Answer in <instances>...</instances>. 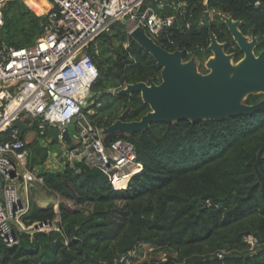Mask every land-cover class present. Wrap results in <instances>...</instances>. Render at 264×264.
<instances>
[{
	"label": "trees",
	"instance_id": "1",
	"mask_svg": "<svg viewBox=\"0 0 264 264\" xmlns=\"http://www.w3.org/2000/svg\"><path fill=\"white\" fill-rule=\"evenodd\" d=\"M164 1V7L154 5L157 13L174 16V23L154 40L168 51H184L186 61L211 56L213 36L226 43L225 51L234 53L236 62L244 57L219 14L240 21L245 35L258 38L256 53L264 49V0ZM46 10L40 0L8 2L1 39L9 47L34 43L43 32ZM91 53L99 69L88 108L93 124L109 127L128 108L127 121L151 111L140 92L119 93L130 83L162 81L157 60L125 22L100 35ZM99 88L103 94L94 103L92 91ZM261 100L264 93H251L245 103ZM53 127L36 130L28 147L40 135H56ZM116 138L131 141L144 165L129 187L114 189L105 174L84 162L44 171V186L62 198L60 210L52 203L31 202L24 223L38 227L59 215V229L19 230L13 245L0 237V264H123L120 260L142 244L168 255L140 264H264V109L223 119L153 122L149 129ZM37 153L41 160L48 157L38 147L30 151V161L38 160ZM249 235L258 240L253 250Z\"/></svg>",
	"mask_w": 264,
	"mask_h": 264
},
{
	"label": "built area",
	"instance_id": "2",
	"mask_svg": "<svg viewBox=\"0 0 264 264\" xmlns=\"http://www.w3.org/2000/svg\"><path fill=\"white\" fill-rule=\"evenodd\" d=\"M10 1L14 0H0V33L4 8ZM50 2L43 32L34 43L9 47L0 38V237L8 245L18 242L17 231L23 230L19 223H24L31 208V189L44 183V171L84 162L105 174L118 190L128 188L133 176L142 172L144 165L134 144L124 138L107 139V127L95 125L89 118L91 90L99 77L91 46L119 21L134 23L153 39L174 23V16L163 17L153 8V4L164 7V0ZM17 120L31 128L38 123L43 131L57 127L65 152L50 157L45 166L30 168L29 142L15 126ZM58 220L59 215L43 221L48 226L36 230L59 229ZM246 241L251 250L258 245L253 235Z\"/></svg>",
	"mask_w": 264,
	"mask_h": 264
},
{
	"label": "water",
	"instance_id": "3",
	"mask_svg": "<svg viewBox=\"0 0 264 264\" xmlns=\"http://www.w3.org/2000/svg\"><path fill=\"white\" fill-rule=\"evenodd\" d=\"M223 19L244 52L245 60L240 66H236L235 73L229 63V57H232L233 53L226 54L223 43L219 42L216 36L212 37L208 47L215 55V60L209 62L213 70L209 74H200L182 65L184 51H168L143 28L131 31V36L154 56L158 66L162 68V81L156 83L153 78H149L146 82L127 84L120 90V94L124 95L140 92L143 100L150 105L151 111L140 120L127 121L126 116L130 112L128 108L106 128L107 139L121 133L144 131L149 129L153 122L223 119L264 109V100L255 104L240 101L247 93L264 90V49L256 53L255 49L259 45L256 36L251 43L246 42L248 36L242 32L240 21L231 18L234 21L231 23L226 18ZM15 126L23 136L32 129L22 120H17Z\"/></svg>",
	"mask_w": 264,
	"mask_h": 264
},
{
	"label": "rangeland",
	"instance_id": "4",
	"mask_svg": "<svg viewBox=\"0 0 264 264\" xmlns=\"http://www.w3.org/2000/svg\"><path fill=\"white\" fill-rule=\"evenodd\" d=\"M23 1L27 5L30 2V0H23ZM40 1L45 3L47 5V8L52 7V3L50 2V0H40ZM154 5L155 4H153V8H154L155 12L157 13V10H156ZM33 10H36V9L33 7ZM20 12L21 11L19 9L18 11L14 12V15L16 16L17 13L19 14ZM211 15L214 16V12H212ZM219 16L221 18L226 17L225 15H222V14H219ZM126 25H127L130 32L135 28V24L132 22H127ZM239 26H240V23H239ZM248 37L251 40H253V38H254V36H248ZM37 39H38V37L36 38V40ZM225 44L226 43H223L224 51H225V47H226ZM126 45H127V43H126ZM98 47H96L97 48L96 50H97V53H100V48H98ZM209 51L212 53L211 56H209V57L205 56L202 59H198L197 57L194 56L193 58H191L190 60H187V61L183 59L182 65L185 66L186 68L190 69L193 72L200 73V74H209L212 71V68L210 67L209 62L211 61V57L214 56V52L212 50H209ZM226 54H229V53L226 52ZM231 61H232V65L236 64L234 53L232 54ZM108 92L115 93L116 91H115V89H109ZM119 93H120V91H119ZM256 93H264V90L263 91H261V90L256 91ZM92 94H93V102L97 103L98 102L97 97H101V95L103 94V91L101 88L94 89L92 91ZM250 94L251 93L245 94L241 98L240 101L242 103H245V100L247 99V97ZM53 128H57V127H53ZM36 130H39L38 123H35L33 128L26 132V134H25L26 138L32 139V138L36 137V134H37ZM57 130H59V129L57 128ZM57 133H56V135L55 134L40 135L38 137V141H36L35 144L30 145L29 149H30L31 153L32 152L34 153L35 150L38 149V147H40L42 151L48 153V157L46 160H48L50 157H53L54 155H60V154L64 153L65 151L61 147V145L58 141ZM50 138H53V141L52 140L49 141ZM48 141H49V144H46V142H48ZM31 142L32 141H29V143H31ZM41 156H42L41 153H37V159L38 160L37 161L31 160L30 161V168H32L34 166L37 167V166L43 165V164H44V166L46 165V160L45 159L41 160L40 159ZM30 196H31V202L33 204H37L39 206H47L48 204L52 203L55 205V208L57 211L60 210L59 209V202H60V200H62V198L59 195H57L55 192H53L52 190L45 187L43 183H36L35 186L31 189ZM65 201L70 206H78V207L81 206L79 204H75L71 200L66 199ZM87 209H89V208H87ZM46 226H48L47 223H43L42 225H40L38 227L34 226V225L29 226V227L26 226V231H32L33 232L36 228H39V227L44 228ZM167 255H168L167 252L156 250L152 245L142 244L136 250H133L129 253L128 257L123 261V264H140V263H143V262L149 261V260H158V259H162V258L165 259L167 257Z\"/></svg>",
	"mask_w": 264,
	"mask_h": 264
},
{
	"label": "bare ground",
	"instance_id": "5",
	"mask_svg": "<svg viewBox=\"0 0 264 264\" xmlns=\"http://www.w3.org/2000/svg\"><path fill=\"white\" fill-rule=\"evenodd\" d=\"M225 18L227 19V21H230L231 23H234V21H233L230 17H225ZM246 42L251 43L252 40L249 42V38L247 37V38H246ZM214 60H215V55L211 57V61H214ZM244 60H245V59L242 58V59L239 60L236 64L232 65L231 57H229V63H230V65L233 66V73L236 72V66H240V64H242ZM210 67H211L212 70H213V66L210 65ZM125 184H126V182H123V183H121V186H122V187H125V186H126ZM19 226H20L21 229L26 230V225H25V223L20 222V223H19Z\"/></svg>",
	"mask_w": 264,
	"mask_h": 264
},
{
	"label": "crops",
	"instance_id": "6",
	"mask_svg": "<svg viewBox=\"0 0 264 264\" xmlns=\"http://www.w3.org/2000/svg\"><path fill=\"white\" fill-rule=\"evenodd\" d=\"M26 134V133H25ZM24 137L26 138V136L24 135ZM27 139V138H26ZM34 139H35V137L34 138H32V139H27L28 140V142L29 141H34Z\"/></svg>",
	"mask_w": 264,
	"mask_h": 264
},
{
	"label": "flooded vegetation",
	"instance_id": "7",
	"mask_svg": "<svg viewBox=\"0 0 264 264\" xmlns=\"http://www.w3.org/2000/svg\"><path fill=\"white\" fill-rule=\"evenodd\" d=\"M249 38V37H248ZM251 41V39L249 38V42Z\"/></svg>",
	"mask_w": 264,
	"mask_h": 264
}]
</instances>
